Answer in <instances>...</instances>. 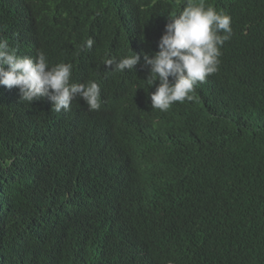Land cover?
Returning <instances> with one entry per match:
<instances>
[{
    "label": "trees",
    "instance_id": "obj_1",
    "mask_svg": "<svg viewBox=\"0 0 264 264\" xmlns=\"http://www.w3.org/2000/svg\"><path fill=\"white\" fill-rule=\"evenodd\" d=\"M108 1L0 0L9 45L72 63L104 105L57 113L0 86V264H264V0H203L233 35L196 98L167 111L151 106L142 44L184 0H133L128 17ZM133 52L135 69L104 65Z\"/></svg>",
    "mask_w": 264,
    "mask_h": 264
},
{
    "label": "clouds",
    "instance_id": "obj_2",
    "mask_svg": "<svg viewBox=\"0 0 264 264\" xmlns=\"http://www.w3.org/2000/svg\"><path fill=\"white\" fill-rule=\"evenodd\" d=\"M132 3L133 0H109L100 9L128 17L133 14ZM167 12L152 21L142 44L147 51L151 42L149 52L153 55L141 53L149 71V85L159 81L150 93V100L152 108L160 111L169 110L176 102L196 98L195 87L218 71L221 49L233 35L232 17L206 6L203 0H184L183 10L178 14ZM29 25L36 28V36L43 32L39 17L32 16ZM94 42L93 38H85L77 48L80 52L85 48L91 50ZM133 53L119 59L107 58L104 65L119 72L135 69L141 55ZM72 71V63L50 64L43 50H38L35 57L19 55L18 49L0 35V86L9 90L18 88L20 102L31 104L48 98L53 103L52 111L57 113L69 111L71 106H88L91 111L102 108L103 86L92 79L71 78Z\"/></svg>",
    "mask_w": 264,
    "mask_h": 264
},
{
    "label": "bare ground",
    "instance_id": "obj_3",
    "mask_svg": "<svg viewBox=\"0 0 264 264\" xmlns=\"http://www.w3.org/2000/svg\"><path fill=\"white\" fill-rule=\"evenodd\" d=\"M154 219V218H153ZM154 223V222H153Z\"/></svg>",
    "mask_w": 264,
    "mask_h": 264
}]
</instances>
